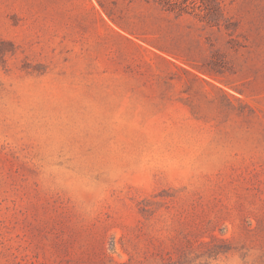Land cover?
I'll return each instance as SVG.
<instances>
[{"label":"rangeland","instance_id":"374dc122","mask_svg":"<svg viewBox=\"0 0 264 264\" xmlns=\"http://www.w3.org/2000/svg\"><path fill=\"white\" fill-rule=\"evenodd\" d=\"M0 0V264H264V0Z\"/></svg>","mask_w":264,"mask_h":264},{"label":"trees","instance_id":"16d2710c","mask_svg":"<svg viewBox=\"0 0 264 264\" xmlns=\"http://www.w3.org/2000/svg\"><path fill=\"white\" fill-rule=\"evenodd\" d=\"M159 2L164 4V7L167 8V10L173 11L174 10V6L176 4V2H174L173 0H159Z\"/></svg>","mask_w":264,"mask_h":264}]
</instances>
